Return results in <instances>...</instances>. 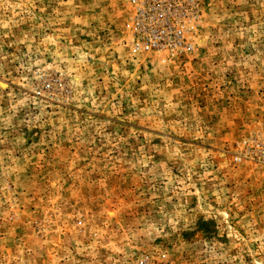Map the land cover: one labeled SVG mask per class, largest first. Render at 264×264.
Wrapping results in <instances>:
<instances>
[{"label":"rangeland","instance_id":"374dc122","mask_svg":"<svg viewBox=\"0 0 264 264\" xmlns=\"http://www.w3.org/2000/svg\"><path fill=\"white\" fill-rule=\"evenodd\" d=\"M0 264H264V0H0Z\"/></svg>","mask_w":264,"mask_h":264},{"label":"built area","instance_id":"2783aa9c","mask_svg":"<svg viewBox=\"0 0 264 264\" xmlns=\"http://www.w3.org/2000/svg\"><path fill=\"white\" fill-rule=\"evenodd\" d=\"M165 27L166 26L160 27L159 29L155 30L154 37H156L157 40H163V38L165 37ZM146 36H147V42L150 43V38H149V36H150V30H148ZM157 40H154V42L151 43V45H153V46L156 47L157 46Z\"/></svg>","mask_w":264,"mask_h":264}]
</instances>
